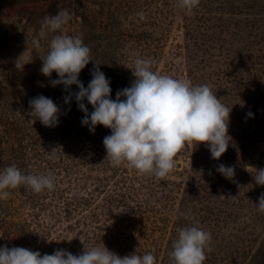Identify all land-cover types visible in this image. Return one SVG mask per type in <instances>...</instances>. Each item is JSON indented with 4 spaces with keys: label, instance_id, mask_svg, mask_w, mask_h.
I'll list each match as a JSON object with an SVG mask.
<instances>
[{
    "label": "trees",
    "instance_id": "trees-1",
    "mask_svg": "<svg viewBox=\"0 0 264 264\" xmlns=\"http://www.w3.org/2000/svg\"><path fill=\"white\" fill-rule=\"evenodd\" d=\"M14 1L0 0V10L14 6ZM45 1L56 5L54 1L58 0ZM158 1L91 0L104 23H100L101 33L90 34L83 40L91 49L93 60L79 74L85 87L97 63L111 82V99L115 100L117 91L129 87L134 79L131 69L135 59L153 61L161 55L167 33L160 30L163 21L159 18ZM207 1L200 0L199 4ZM163 3L168 10L174 5L173 0ZM263 4L262 0H252L246 9H258ZM140 12L145 14L144 20L137 15ZM213 18L205 10L194 11L192 17L184 20L187 80L193 85H209L217 99L237 100L239 97V100H254V104L260 100L259 105L264 108V27H261L264 20L254 18L247 22V32L243 31L237 39L229 29L219 30L215 37L216 31H211ZM234 29L240 27L234 24ZM251 39H257L254 45L248 43ZM212 42L217 45V53L213 55L208 52V49L213 51ZM235 42L237 45L233 46ZM203 46L208 49L200 50ZM222 55L227 58L217 63L216 59ZM153 69L155 72L156 68ZM208 70L207 76H196ZM50 79L59 77L53 72L50 78L46 77L49 84ZM51 89L57 97L53 102L60 109L56 135L52 142L45 140V150L35 156L37 162L28 163V158L19 156L13 147L10 150L20 142L17 121L12 116L13 104L9 101L16 99L0 84V172L16 165L23 174L51 173L54 177L52 191L35 193L30 187L20 186L12 189L8 199H0V247L28 249L29 235L33 238L40 234L36 243L41 246L38 248L41 255L52 254L57 249L80 255L84 248L104 244L121 257L135 252L142 256L155 249L152 254L156 264H173L170 254L178 239L177 229L198 225L212 236L211 252H206L204 264H264V212L255 206L264 193V186L248 187L246 181L257 174L255 169H264V163L243 172L245 182L213 173L221 162L235 167L236 161L246 156L248 144L242 142V146L237 147L232 142L224 156L215 160L206 144L192 142L193 156L196 161L207 160L204 165L208 166V174L189 177L177 203L171 205L175 201L169 197L158 201L155 176L140 174L126 165L112 166L103 144L111 130L97 125L94 133L90 132L89 126L82 125L85 113L79 109L75 98L65 103L69 91H65L63 85H51ZM77 91L79 89L72 85L70 92ZM83 102L91 113L92 105L86 99ZM232 127H228L230 136H244L232 133L235 131H231ZM57 146L60 147L59 158L50 159L48 151ZM161 186L167 190L177 188L169 180H161ZM20 205L24 208L20 212L23 216L17 212ZM164 211L168 212L165 218ZM160 235L164 239L157 244Z\"/></svg>",
    "mask_w": 264,
    "mask_h": 264
},
{
    "label": "clouds",
    "instance_id": "clouds-1",
    "mask_svg": "<svg viewBox=\"0 0 264 264\" xmlns=\"http://www.w3.org/2000/svg\"><path fill=\"white\" fill-rule=\"evenodd\" d=\"M199 2L179 0L178 6L192 11ZM137 15L141 20L146 18L143 12ZM71 19L72 14L67 9L43 17L39 33L33 40L34 47L39 48L40 39H47L49 33L54 35L49 41L47 54L41 58L40 71L49 78L53 72L57 74L59 79H50V84L53 87L63 85L65 91H69L65 103L75 98L79 109L85 113L82 125L89 126L90 132L94 133L97 125L111 130V135L104 137L103 144L112 166L126 165L140 174L162 179L177 167L174 160L177 153L192 142L206 144L211 157L220 159L232 142L228 134L231 109L217 99L209 85H193L187 79L157 74L152 70L151 60L137 58L131 69L134 79L129 87L117 91L115 100L111 99V82L97 63L91 71L92 79L85 87L79 74L93 61L91 49L80 36L66 34L65 26ZM25 64L21 65L18 60L16 67L22 70ZM72 85L79 91L70 92ZM85 99L93 107L91 113L83 102ZM29 105L31 113L44 126L58 124L60 109L51 98L39 95L32 98ZM247 115L251 117L253 114L249 112ZM59 148L48 151L50 159L59 158ZM255 170L257 174L253 179L257 185L264 186V169ZM216 171L229 180L235 174L232 166L224 164H220ZM20 186L30 187L35 193L52 191L54 177L51 173L23 174L16 165L0 172V199H8V189ZM258 199L255 206L264 212V193ZM177 232L178 239L170 254L173 264H204L206 252H211V233L198 225L181 227ZM152 252L142 256L135 252L121 257L102 244L84 248L80 255L64 249L41 255L39 251L23 247L4 246L0 247V264H156Z\"/></svg>",
    "mask_w": 264,
    "mask_h": 264
},
{
    "label": "rangeland",
    "instance_id": "rangeland-1",
    "mask_svg": "<svg viewBox=\"0 0 264 264\" xmlns=\"http://www.w3.org/2000/svg\"><path fill=\"white\" fill-rule=\"evenodd\" d=\"M54 2L56 5H51L45 0H15L14 6L0 10V84L15 96L16 100L9 101L13 104L12 116L17 121L16 132L20 141L9 148L12 151L13 147V151L17 152L19 156L28 158L26 161L28 163L37 162L35 156L40 155L45 150L43 145L46 139L51 142L53 141L52 137L56 135L54 132L57 129L55 126H44L38 117L31 113L32 109L29 105V101L39 95H44L52 100L54 98L56 100L57 98L51 89V85L46 82V76L40 71L42 67L41 58L47 54L49 41L54 34L49 33L47 39L41 38V46L39 48H35L33 44L34 38L39 33L43 17L54 15L61 9H67L72 14V19L65 26V32L72 36L78 35L82 40L88 39L90 34L95 33L94 36H97L99 32L101 33L103 26L100 23H104L102 17L97 13V7L92 6L91 0H58ZM163 2L164 0H159L157 6L159 7L160 21H163L160 30L162 33H167V36L162 53L157 59L152 61V66L156 68L155 72L157 74L168 75L177 79H187L188 76L185 68L184 20L185 18L192 17L194 11L203 12L207 10L209 16L215 18L212 20L213 28L211 29L212 32L213 30L216 31L215 37L219 35V30L224 31L229 29L231 33L236 34L234 36L238 39L243 31L247 32V22L254 18L258 20L262 18L264 20V4L263 7L259 6L258 9L256 7L250 10L246 9V6L252 4V0H208L207 2L200 3L192 11L179 7V0H173L174 5L170 10H168ZM243 3L245 4L244 6ZM234 24L239 26L240 29H234ZM262 26L264 27V24ZM201 32L206 33L205 31ZM221 36H226V34L221 33ZM257 39H251L248 43L253 42L254 45ZM236 45L237 42L233 44V46ZM210 46L213 48V51L209 50L206 46H203L200 50L208 49L210 54H216L217 45L212 42ZM218 58L216 59L217 63H221L220 59L225 61L227 56L222 55ZM18 60L21 65L26 63L22 70L16 67ZM207 73L209 74V70L206 73L204 72V74H196V76H207ZM218 99H221V103L231 109L229 126L233 125L231 131L235 130L232 133L244 135L242 137L240 135L234 136L235 138L231 136L232 142L237 147L242 146V142L249 145L246 147V156L236 161L235 167L233 166L235 169L233 179L235 181L243 179L245 182L246 178L243 176V172L252 171L254 168L259 167L261 162L264 163V108L259 105L261 104L260 100L259 103L254 104V100H239V97L237 100H224L222 97ZM249 112L253 114L251 117L247 115ZM56 137L59 138L58 135ZM35 138L39 139V141H34ZM174 160L177 167H174L165 178L158 179L155 177L154 181L158 186L155 188L158 191L156 195L158 201H162L161 197L164 199H168L169 197L170 200L175 201L171 202V205L177 203L183 185L189 177H206L208 174V166L204 165L207 160H195L191 143H187L177 153ZM245 163H247V167L244 166ZM213 173L219 175V172L215 169H213ZM161 180L172 181L177 185V188L167 190V188L161 186ZM246 181H248V187L254 185V188L259 189L254 179H246ZM162 188H165V191H162ZM8 191L12 192V189H8ZM20 207L17 209L18 213L24 209L21 205ZM164 212L163 218L168 214V212ZM20 215L23 216L21 213ZM29 225H31L30 221ZM38 235L40 236V234ZM38 235H35L33 238H30L29 235L28 244L30 246H28V249L39 251L41 246L36 243L39 240ZM157 236L159 237V235ZM163 239L160 235L157 244H161ZM225 240H227V235H225ZM222 242L221 245H224L225 241ZM213 244L215 245L216 243L213 242Z\"/></svg>",
    "mask_w": 264,
    "mask_h": 264
},
{
    "label": "water",
    "instance_id": "water-1",
    "mask_svg": "<svg viewBox=\"0 0 264 264\" xmlns=\"http://www.w3.org/2000/svg\"><path fill=\"white\" fill-rule=\"evenodd\" d=\"M245 167H247L248 165H247V163H245V165H244Z\"/></svg>",
    "mask_w": 264,
    "mask_h": 264
}]
</instances>
